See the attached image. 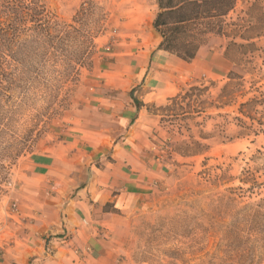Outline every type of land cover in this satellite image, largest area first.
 I'll list each match as a JSON object with an SVG mask.
<instances>
[{
  "label": "rangeland",
  "instance_id": "obj_1",
  "mask_svg": "<svg viewBox=\"0 0 264 264\" xmlns=\"http://www.w3.org/2000/svg\"><path fill=\"white\" fill-rule=\"evenodd\" d=\"M35 1L56 25L37 41L26 35L15 58L5 54L0 264L34 259L36 220L19 206L22 165L59 142L63 116L95 62L152 45L159 10L158 0ZM67 25L79 31L67 36ZM222 32L203 46L212 70L164 106H148L164 136L163 172L119 264H264V0H237ZM91 39V60L76 65Z\"/></svg>",
  "mask_w": 264,
  "mask_h": 264
},
{
  "label": "crops",
  "instance_id": "obj_2",
  "mask_svg": "<svg viewBox=\"0 0 264 264\" xmlns=\"http://www.w3.org/2000/svg\"><path fill=\"white\" fill-rule=\"evenodd\" d=\"M153 21L152 45L114 51L82 75L61 139L22 165L19 206L36 220L31 264H119L128 254L163 172L164 136L148 106L212 70L204 47L191 62L159 50Z\"/></svg>",
  "mask_w": 264,
  "mask_h": 264
},
{
  "label": "trees",
  "instance_id": "obj_3",
  "mask_svg": "<svg viewBox=\"0 0 264 264\" xmlns=\"http://www.w3.org/2000/svg\"><path fill=\"white\" fill-rule=\"evenodd\" d=\"M237 0H158V13L153 21L154 30L161 35L159 50H165L184 61L197 57L199 48L209 41L211 34L222 35L223 19L236 6ZM84 7L82 6V11ZM81 12V11H80ZM74 23L80 21L79 13ZM43 6L35 0H0V83L9 78L4 65L6 53L15 58L26 47L31 34L36 41L46 34L53 23ZM79 28L67 25L64 34L71 36ZM30 35V36H31ZM89 53L80 55L76 65L84 66L91 60L94 40L91 39ZM233 71L228 79H235Z\"/></svg>",
  "mask_w": 264,
  "mask_h": 264
}]
</instances>
